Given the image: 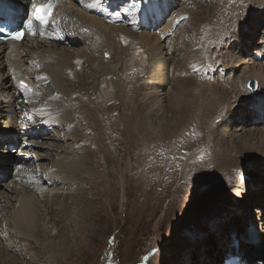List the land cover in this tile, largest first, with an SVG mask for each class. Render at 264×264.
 <instances>
[{
    "label": "bare ground",
    "instance_id": "6f19581e",
    "mask_svg": "<svg viewBox=\"0 0 264 264\" xmlns=\"http://www.w3.org/2000/svg\"><path fill=\"white\" fill-rule=\"evenodd\" d=\"M6 1L19 6L21 16L45 0ZM125 1L131 0H56L51 19L45 26H38L34 36L26 35L17 43L0 42V264H65L74 252L69 242L79 234L80 221L91 225L95 220L99 200L98 193L87 197L74 187L79 184L80 173L89 170V157L93 156L77 137L74 118L83 120L84 113L93 123L99 109L92 110L89 103L78 109L80 103L73 100L96 96L106 105L102 116L112 122L110 82L116 85L125 78L134 83L128 109L138 105L139 130L145 132L146 139L148 135L154 138L142 149L149 151L153 164L164 161L159 169L162 179L168 175L161 170L164 165L172 161L183 165L180 158L201 141L194 130H201L208 146L203 153L191 154L185 166L211 153L216 155L212 150L222 147L221 163L213 159L208 164L213 177L215 171L219 175L216 185L200 196L199 188L195 192L190 189L186 205L191 208L178 218L172 248L183 253L182 264H219L222 253L233 250L241 259L243 248L253 240L258 241L260 251L264 249L263 232L253 222V218H259V210H254V216L250 214L251 206L264 208V190L251 189L249 202L237 204L241 206L237 214L213 219L204 232L192 230L211 205L212 209L220 208L217 200L229 204L226 196L234 206L246 198L249 185L238 177L241 168L247 170L249 159L264 162V27L259 38L263 41L253 40V32L263 23L264 0L250 1L246 12H253L243 22L235 19L231 5L218 13L219 0H207V4L197 0H138L129 8L121 6ZM176 6L182 10L177 11ZM188 6L197 9L190 12L189 19L181 13ZM253 6L258 9L253 10ZM218 14L226 19L222 27L214 26ZM149 24L153 31L146 29ZM120 38L124 45L133 43L141 51L125 48L129 61L120 62ZM257 46L259 50L250 52ZM248 52L251 57H245ZM128 62L132 73L125 77L122 67ZM80 64L82 69L76 72L74 66ZM108 75L115 76V81H109ZM102 87L105 89L99 96ZM189 121L193 122L191 126L187 125ZM234 122L239 127L234 128ZM244 129L251 133L233 135L230 144L223 142V136ZM209 133L214 141L207 138ZM218 133L220 139L215 138ZM251 135L257 136L256 142ZM66 141H73L72 146L61 147ZM9 145L19 146L17 155L8 153ZM22 146L31 148L25 154ZM33 154L35 158H29ZM41 160L48 164L41 165ZM262 164L255 169L261 179L255 187L264 189ZM178 171L176 168L173 173ZM8 176L11 180L5 183ZM49 220L54 227L46 226ZM248 224L256 233L247 232ZM234 240L236 245L231 244ZM188 251L191 253L186 254Z\"/></svg>",
    "mask_w": 264,
    "mask_h": 264
},
{
    "label": "rangeland",
    "instance_id": "374dc122",
    "mask_svg": "<svg viewBox=\"0 0 264 264\" xmlns=\"http://www.w3.org/2000/svg\"><path fill=\"white\" fill-rule=\"evenodd\" d=\"M197 1H199V3L205 2L207 4V0ZM250 1L251 0H232L228 3V0H219L217 7L221 6V9L218 13H222L228 5H231L230 10H232V14H235V19L243 22L253 12L251 11L252 9L249 10L251 11L249 14L246 12L251 6ZM137 2L138 0H131L130 2L125 1L121 6L129 8L133 7ZM254 9H258V7L253 6V10ZM176 10L181 11L182 9L176 6ZM195 10H197L195 7L193 10L188 6L181 13L186 14L184 16L189 19L193 14L192 12ZM103 13L104 12H102V14ZM217 18L215 17L216 24H214V26L222 27L226 23V19L223 18V20L220 14L217 15ZM261 19L263 20L262 25L258 30L256 29L253 32V40H255V42L256 40L258 42L263 41L262 39L259 40V38L263 36L261 33L264 27V17ZM102 20L105 21L103 18ZM183 20L184 18H181V21ZM186 24H188V21ZM146 29L149 30L148 28ZM140 30L141 29L138 31ZM187 37L189 38V36ZM118 42L121 45L120 47H122V50H119L122 59L120 62L128 60V51H124L125 48L129 47L132 50L141 51L140 49L137 50L135 46H133V43H130L129 46L124 45L121 38L118 39ZM257 50H259L258 46L257 49L251 48L250 52ZM250 52L245 54V57H251L249 54ZM136 64H138L137 66H140L139 63ZM130 67V62H128L127 65H123L122 73L125 77H130V74L132 73V71L129 70L131 69ZM74 69L76 72H79L82 69V64L79 66L75 65ZM138 69L139 68H137V70ZM133 71H135V69ZM181 74L185 77H190L184 72ZM108 79L109 81H115L116 78L115 76L108 75ZM208 81L209 80L207 79L205 80L207 86L208 83H210ZM46 85L47 84L45 83V86ZM110 85L111 89L109 91L113 100L111 101V108L109 110H111L110 115L113 117L112 122L105 118L107 116H102V114H106V105L97 100L96 96L89 98L84 96L80 101L76 99L73 100L74 103H80L78 109L87 103H89V107L92 110L93 108L99 109V113L96 114V120L93 123L89 121L84 113H82V115H84L83 120H78L77 116L74 118L78 130L77 133L79 134L77 137L80 138L82 144L93 152V156L91 155L89 157V170H87V172L86 170H83L84 173H80L81 178L80 176L78 177L79 184L75 183L76 185L74 184V187L82 190L85 195L87 194V197L90 195L93 197V194L96 195V193H98L97 196L99 197V200H96L97 205L95 206V210L97 213L94 212L95 220H91V225L89 221H80V223H82H79L81 227L79 234L74 236L75 238L69 242L71 243L70 245H72L74 252L72 251L70 257L66 259L65 264H182V257L180 255L183 253L178 249L172 248V240L176 239L178 232V218L183 216L184 213L191 208L186 205V196L190 189L192 192H195V188H199L197 195L200 196L204 192H207L210 187L216 185L219 175L215 171L216 177H213L214 171L210 170L209 166L213 161L221 163L220 160L224 159L222 156V147L218 146L217 148H214L215 151L212 148L213 153L216 155L211 153L206 155V157L195 159L193 163H188V167L185 166L191 154L194 156L203 153L208 146L206 136L201 133V130H194V127H192L195 133L202 137L201 141L192 147L187 156L180 158L181 162L183 161L182 163H184L183 165L177 166V161L169 162L170 166L169 163L166 164L167 166L164 165L161 170L166 171L168 175H166V178L164 175V178L162 179L159 169L164 161H159V165L153 164L149 160V151L145 148L142 149L143 144H152L151 142L154 138H150V135H148L149 139H146V136H144L145 132L142 131L141 128L139 130L138 121L140 111H138V109L136 110L138 105H133L132 108L129 107L128 109V105L131 104L130 98L134 87L133 80H131V78H125L121 80L119 84L114 85L110 82ZM104 89L105 88L103 87L101 88L102 91L98 93L99 96L103 94ZM117 95L120 99L123 97L125 100H119ZM77 97L78 95L73 98ZM96 101L98 102L96 103ZM23 114L24 112L20 111V116H23ZM125 118H130V120H126ZM189 122L187 125L191 126V123L193 124V122ZM145 124L147 123L143 124V128L145 131H148ZM236 125L234 122V128ZM153 126L155 127L156 125ZM152 131L155 132L153 127ZM247 132L251 133L247 129L238 130L237 133L228 135L229 137L223 136L222 140L224 143L227 142L230 144L233 142L231 140H233L234 136H247ZM209 134L207 135V138L214 141L213 134ZM251 136L255 139L253 142H256L257 136ZM215 138L220 139L219 133L215 134ZM71 142L73 144V141H66V143L62 142L61 147H70L72 146ZM253 142L252 144H254ZM18 148L19 146H15V149L13 151H8V153L11 156L17 155ZM30 148L31 147L28 146H22V153L26 154ZM152 154L156 156L155 153ZM19 156L24 157V155L21 154H19ZM35 156V154L30 155L29 158H35ZM242 157H244V155L240 156V158ZM206 158L207 160L209 159V161H207ZM2 159L3 161L7 160L4 157ZM234 159L232 162H234ZM36 160L38 159L36 158ZM38 162L41 165L48 164V161L45 162L41 160ZM246 162L248 164V166H246L248 171L243 167L241 168V175H238L241 181L249 185L246 198L239 199L234 206L226 196L224 200L229 204H224L223 202H220V200H217V204L220 205V208L212 209L211 206L213 205H211L209 207L211 210L201 215L198 218L197 223L194 222L196 227H193L192 230L198 229L204 232V230L208 228L207 224L213 219L221 215L230 217L235 213L237 214L241 207H237V204L244 201L245 203L249 202L250 199L248 194L251 192L250 197L253 195L251 189L254 188V191L257 189L264 190L258 186L255 187V185L259 184L258 182L261 180L259 179L260 172H258V169L264 162L261 161L262 163H260L259 158L249 159L246 160ZM176 168L179 169L178 173H173ZM256 168L258 169L255 170ZM208 170L209 174L207 173ZM8 180H11V177L7 178L5 183ZM168 183H170V185ZM69 185L70 184L65 185L64 188L67 189ZM201 187L203 189H201ZM10 196H12V194H10ZM88 200L89 199H87V201ZM251 214L253 215L252 210ZM253 221L255 222L256 220L253 218ZM46 226L48 228L52 226L50 220L46 223ZM53 232H55V230H53ZM231 244H234V241L231 242ZM76 246L79 249V252L75 251ZM247 247H249V245H247L246 248ZM246 248H243V256H245ZM8 251L11 252L9 248ZM20 252L23 254V251ZM166 253L168 254L166 255ZM187 253L189 254L191 252L188 251L186 254ZM166 256L168 257L167 260ZM197 256L196 252L193 253V258L195 260ZM22 261L25 263L28 262L25 259ZM217 263L218 261L216 264Z\"/></svg>",
    "mask_w": 264,
    "mask_h": 264
},
{
    "label": "snow or ice",
    "instance_id": "6c2138e0",
    "mask_svg": "<svg viewBox=\"0 0 264 264\" xmlns=\"http://www.w3.org/2000/svg\"><path fill=\"white\" fill-rule=\"evenodd\" d=\"M49 15L48 8L41 6L40 8L36 9V19L39 20L42 24L46 22V17ZM31 24V21H29V25ZM14 39H21L23 36L22 32H14L11 34Z\"/></svg>",
    "mask_w": 264,
    "mask_h": 264
},
{
    "label": "water",
    "instance_id": "95a60500",
    "mask_svg": "<svg viewBox=\"0 0 264 264\" xmlns=\"http://www.w3.org/2000/svg\"><path fill=\"white\" fill-rule=\"evenodd\" d=\"M252 88H254V85L251 86ZM259 245L257 246H250L246 251V255H245V259L248 260H264V249L263 251H259Z\"/></svg>",
    "mask_w": 264,
    "mask_h": 264
}]
</instances>
